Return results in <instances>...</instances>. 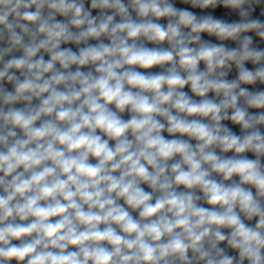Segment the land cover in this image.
I'll use <instances>...</instances> for the list:
<instances>
[{
  "label": "clouds",
  "instance_id": "1",
  "mask_svg": "<svg viewBox=\"0 0 264 264\" xmlns=\"http://www.w3.org/2000/svg\"><path fill=\"white\" fill-rule=\"evenodd\" d=\"M180 3L0 0V264H264V0Z\"/></svg>",
  "mask_w": 264,
  "mask_h": 264
},
{
  "label": "water",
  "instance_id": "2",
  "mask_svg": "<svg viewBox=\"0 0 264 264\" xmlns=\"http://www.w3.org/2000/svg\"><path fill=\"white\" fill-rule=\"evenodd\" d=\"M173 2L176 4L177 7L190 8V5L182 4V3H180V0H173ZM262 9H264V3H262L260 6L256 7L255 11L252 13V18H259L262 21H264V16L260 15ZM190 10L196 11L198 14L200 13L199 9H190ZM205 11L206 12H212L215 16L223 18V19H226L228 21L239 19L238 14H236L234 12H231L230 10L223 9V8H217L214 11L211 10V9H208V10H205ZM94 14H95V12H94ZM249 35L253 36L254 45L255 46H258L260 48H264V42H261L258 37H255L254 33H249ZM204 38L205 39H213L214 42H218V41H215V38H210L206 34H204ZM225 43H227L229 46H232V47L235 46L234 42H231V41H228V42H225ZM68 46L69 47H73L74 50H75V46H72V45H68ZM148 46L152 47V45H148ZM246 66L249 67V68L253 67L250 63L248 65H246ZM151 71H159V69L158 68H153V69H151ZM236 75H237V72H236L235 68H233V71L230 73L229 78L230 79L231 78H235ZM247 87H249L250 90H257V89L264 90V85H261L259 83H257L254 86H247ZM185 91H188V89L185 88ZM250 111H255V110H250ZM229 126L230 127L232 126L230 124V122H229ZM234 130L237 131V133L239 132L238 128H234ZM165 135H167V134H165ZM228 155H231V153H228ZM247 155L249 156V158H255L251 153H249Z\"/></svg>",
  "mask_w": 264,
  "mask_h": 264
}]
</instances>
